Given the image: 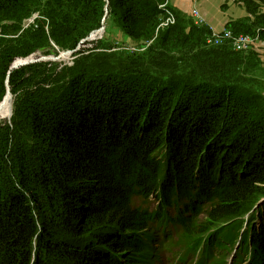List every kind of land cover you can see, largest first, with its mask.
Returning a JSON list of instances; mask_svg holds the SVG:
<instances>
[{
	"label": "trees",
	"instance_id": "1",
	"mask_svg": "<svg viewBox=\"0 0 264 264\" xmlns=\"http://www.w3.org/2000/svg\"><path fill=\"white\" fill-rule=\"evenodd\" d=\"M162 2L108 0V15L124 34L149 43L141 53L106 59L125 66L90 70L76 58L59 71L48 63L10 71L16 59L49 56L55 46L75 51L100 28L106 2L0 0V101L8 72L15 95L10 123H0V264H148L153 234L146 229L155 216L165 224L177 219L181 244L194 240L195 248L203 243L224 255L239 240L233 264H264L262 158L232 144L238 136L226 131L234 129L231 120L215 132V110L199 106V98L219 104L234 84L252 101L262 90L245 69L262 63L227 42L207 45L210 29L184 17L154 36ZM240 2L252 19L225 28L234 35L258 31L264 40V0ZM35 13L47 29L41 21L37 30L23 29ZM176 90L184 102H173ZM196 100L199 115L192 112ZM7 101L11 108L7 95L0 112ZM194 116L200 120L192 136ZM151 194L160 200L153 217L134 205ZM206 203L204 221L186 217L206 212Z\"/></svg>",
	"mask_w": 264,
	"mask_h": 264
},
{
	"label": "rangeland",
	"instance_id": "2",
	"mask_svg": "<svg viewBox=\"0 0 264 264\" xmlns=\"http://www.w3.org/2000/svg\"><path fill=\"white\" fill-rule=\"evenodd\" d=\"M107 3L108 1L106 2L104 14H103L104 16L102 17L100 28L95 31H92L85 39L81 40L75 51H66V50L62 51V50H59L58 47L55 46V48L53 47L54 53L50 54L49 56H44L39 53L36 55H31L30 57L26 59H16L13 62V65L18 66L19 64H21L17 67V69H20L27 65H32V64H37V63H42V64L48 63L51 69H56V71H59L63 68L72 67L74 65L73 63L74 59L77 58V63H76L77 66L78 65L87 66L89 67V69L91 67L94 70H96L95 68H97V70L105 69V68L109 69L110 68L109 66H116V67L125 66V63L123 62L124 60L122 59H119L116 62L106 61V59L111 60L114 56H118V55H120L121 57H126L134 53H141L145 50V48L148 46L149 43L146 40L133 41L130 38H128L124 34V32L121 30V28L117 26L115 18H113L111 15H108V8L106 9ZM224 3H227V2H224ZM239 3H241L240 0H234L233 4L238 6ZM239 7H243V6H239ZM228 9H230V7ZM260 9L262 10L263 8L260 6ZM105 12H107L106 15L108 16H105ZM159 13L160 14L158 18V23L161 19L165 17L163 12H159ZM178 16L184 17L189 22H192V20L189 17L182 16L181 13H178L176 15V17ZM176 17H175V21H176ZM248 18L252 19L249 14H248ZM36 20L38 21L36 22ZM39 21H41V23L42 22L45 23V29L48 28L49 23L47 19L43 18L40 13H35V16L29 18V20L24 24L23 29H27L30 27L32 28L31 29L32 31L37 30ZM158 33L156 34V29H155L154 36H157ZM79 50L84 51L83 57H79L78 55L75 54ZM73 54L75 56H73ZM86 55H88L87 58H86ZM19 60L21 61V63L20 62L17 63V61ZM263 61H260L263 67L259 66L258 68L251 69L252 65L247 63V68L245 69V73H247L245 74V76L247 77L246 79H251L253 83L258 85L260 89L262 90L261 93L256 94L255 98H253L252 101H250L248 99V96H246V95H249V93L246 94L247 90L242 89L244 88V86L243 85L239 86L236 84L230 86L232 90H230L229 92V97L226 98L225 100L224 98L221 97L220 103L215 104V106L213 107H209V104H211V102L210 101L209 103L206 102L205 100L206 98H199L202 103V105H199L200 107H202L203 109L207 107L210 113L214 112L215 110V113H212V117L215 115L213 119H216V121L215 123H212L210 125L215 130V132L217 131L219 132L221 130V124L227 121L226 119L231 120L232 122L231 126L234 129L228 128L226 131H229V133H233V136H232L233 138H236L235 135L238 136V140L233 139L234 142H232V144L233 145L239 144L240 146H242V148H245V149L246 148L253 149L254 153L258 154L262 158L259 162L261 166H264V163H262L264 161V100H263L264 99V62ZM224 66L225 65H222V68H224ZM249 69H251V72L249 71ZM241 80H243V77H241ZM145 89L146 91L144 92V94H148L149 90H147V88ZM177 91L178 93L172 96L174 97L172 100L173 102H176L177 104H179L180 102L182 103L185 101V97L180 95L181 93L179 90H176V92ZM144 94L141 95L142 98ZM7 95H10L12 99L11 108H10L9 102L7 101L6 105H4L3 109L0 112V115L5 117L7 120H0V123L1 122L7 123L10 121L9 118L12 112L15 95L9 91V93H6L3 96L0 103L3 102V100L5 99ZM150 101L153 102L154 100L150 99ZM124 102L125 100L123 101V103ZM127 102L129 104H127ZM131 103L132 102L130 101L125 102L127 109L130 108L132 110H135L136 107L134 106L130 107ZM160 103H162V101ZM194 103L196 104V108H195V105L192 104L193 105L192 112L193 113L195 112L196 114L199 115L200 110L198 109V101L196 100ZM148 105L150 104L147 103V106ZM123 107L125 110L124 105ZM189 120L194 124L189 134L193 136L197 134V131H196L197 129L195 128V124H196L195 121L199 122L200 119L199 117L194 116V118H190ZM221 154L227 156L226 152L221 153ZM235 157H236V154H235ZM219 162H216L215 165L218 164ZM236 173L237 171L234 173V175H236ZM136 206L142 207L138 201H136ZM150 208L151 206H149V209ZM201 218L204 219L205 216L202 215ZM247 221H250V219H248ZM242 225L244 227L245 223H242ZM163 252L164 254L161 256L162 264H174L175 255H170L169 251H163ZM57 264H73V263L69 261L67 262L60 261Z\"/></svg>",
	"mask_w": 264,
	"mask_h": 264
},
{
	"label": "built area",
	"instance_id": "3",
	"mask_svg": "<svg viewBox=\"0 0 264 264\" xmlns=\"http://www.w3.org/2000/svg\"><path fill=\"white\" fill-rule=\"evenodd\" d=\"M170 1L171 0H164L163 3L157 6V9L163 12L165 17L159 21L156 27V34L159 31H163L175 25L176 14L170 8V5H169ZM192 1H194V3H197L202 0H192ZM188 16L191 18L194 26L196 27L205 26L209 28L206 25L205 18L200 14L199 9L197 7H193L191 11L188 13ZM209 29H210L211 35L206 41L207 45L220 46L224 42H227L230 44L231 50L233 52H239V53L252 52L258 56L260 61L264 60V40L260 38L258 32L253 36H249V35H234L232 31L228 29H223L220 32L215 31L212 28H209Z\"/></svg>",
	"mask_w": 264,
	"mask_h": 264
},
{
	"label": "crops",
	"instance_id": "4",
	"mask_svg": "<svg viewBox=\"0 0 264 264\" xmlns=\"http://www.w3.org/2000/svg\"><path fill=\"white\" fill-rule=\"evenodd\" d=\"M233 3V0H202L197 3L192 0H171L169 5L174 13L178 12L187 17H189L188 13L191 9L197 7L200 14L205 18L206 25L220 32L226 29L225 27L229 22L242 21L248 18L245 9L239 7L242 5L236 6ZM229 7L230 9H228Z\"/></svg>",
	"mask_w": 264,
	"mask_h": 264
},
{
	"label": "water",
	"instance_id": "5",
	"mask_svg": "<svg viewBox=\"0 0 264 264\" xmlns=\"http://www.w3.org/2000/svg\"><path fill=\"white\" fill-rule=\"evenodd\" d=\"M108 0H106V2H107ZM106 9H107V7H106ZM107 14V12H105V16H107L106 15ZM25 63V62H24ZM19 65H21V64H19ZM18 65V66H19ZM17 65H11V67H10V71H12V70H16L17 69V67H18ZM9 75V72H8V74H7V78H6V90H7V92L6 93H9V91H10V88H9V85H8V76ZM11 115H12V112H11ZM11 115H10V118H11Z\"/></svg>",
	"mask_w": 264,
	"mask_h": 264
},
{
	"label": "bare ground",
	"instance_id": "6",
	"mask_svg": "<svg viewBox=\"0 0 264 264\" xmlns=\"http://www.w3.org/2000/svg\"><path fill=\"white\" fill-rule=\"evenodd\" d=\"M231 47V46H230ZM257 207V206H256ZM256 207H255V209H256ZM171 209V208H170ZM168 210V209H167ZM201 210V209H200ZM246 222L247 221H245V224H246ZM243 226V225H242ZM246 226H248V225H246ZM141 237V236H140ZM150 241V240H149ZM187 241H188V239H187ZM147 243V242H146ZM249 243V242H248ZM251 247V246H250ZM240 248V247H239ZM251 251V250H250ZM262 256H264V255H262ZM211 258H213V257H211ZM238 258V257H237ZM151 260V259H150ZM243 260V259H242Z\"/></svg>",
	"mask_w": 264,
	"mask_h": 264
},
{
	"label": "clouds",
	"instance_id": "7",
	"mask_svg": "<svg viewBox=\"0 0 264 264\" xmlns=\"http://www.w3.org/2000/svg\"><path fill=\"white\" fill-rule=\"evenodd\" d=\"M12 116V115H11Z\"/></svg>",
	"mask_w": 264,
	"mask_h": 264
}]
</instances>
